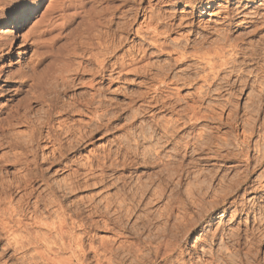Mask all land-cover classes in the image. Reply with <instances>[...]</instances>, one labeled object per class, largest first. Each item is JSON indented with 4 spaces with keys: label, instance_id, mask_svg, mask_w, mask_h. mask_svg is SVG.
I'll list each match as a JSON object with an SVG mask.
<instances>
[{
    "label": "bare ground",
    "instance_id": "bare-ground-1",
    "mask_svg": "<svg viewBox=\"0 0 264 264\" xmlns=\"http://www.w3.org/2000/svg\"><path fill=\"white\" fill-rule=\"evenodd\" d=\"M153 1L120 0L110 9L100 7L102 0H51L41 20L27 32L26 56L17 58L16 67L11 64L14 59L0 66V146L13 149L10 156H0V253L12 250L9 258L20 255L15 264H251V258L258 260L257 248L264 245V205L259 202L264 198L258 193L251 203L241 199L237 203V192H254L257 182V190L264 191V0ZM35 2L0 0V25L14 16L11 6L20 7L24 15V8ZM211 10L218 11H214L218 20L195 21V12ZM72 20L75 29L70 27ZM131 33L138 36L136 41H129ZM12 39L9 33L0 35V59ZM151 48L164 59L150 61ZM84 74L89 75L88 81L83 80L94 93L78 99L75 85L85 83ZM114 75L144 77L152 83L144 84L149 88L143 94H153L141 112L154 110L153 120L139 125L131 137L133 144L85 157L75 168L74 160L66 162V157L91 142L104 123L93 127L90 119L83 126L75 125L72 115L77 106L106 109V83ZM185 89L189 93L182 96ZM159 111H168L171 118H156ZM213 158L234 162L231 167L241 171L228 183L221 176L223 182L190 201L191 189H185L188 179L203 169L198 162ZM64 159L68 174L61 184L46 171ZM132 168L143 172L123 178L120 189L103 200L85 206L65 203L81 180L97 179L108 189L115 182L107 185L108 172ZM162 200L166 201L161 212L157 204ZM191 204L196 207L195 219L187 212ZM227 205H236L238 214L252 215L245 229L235 226L226 239L220 236L225 250L230 241L246 246L239 262L219 248L208 254L201 246V254L191 253L201 241L203 223ZM176 208H181L178 218V212L173 216ZM99 231L111 235L99 237ZM259 254L264 261V252Z\"/></svg>",
    "mask_w": 264,
    "mask_h": 264
},
{
    "label": "rangeland",
    "instance_id": "rangeland-1",
    "mask_svg": "<svg viewBox=\"0 0 264 264\" xmlns=\"http://www.w3.org/2000/svg\"><path fill=\"white\" fill-rule=\"evenodd\" d=\"M50 1L49 0H42V2L40 3V0H36L35 4H33V6L29 5L26 8H24V10H25L24 15L21 13V11H19V9H20L19 6H18L19 8H16V9H15V7L11 6V9L13 11H15L14 12V16L12 17L11 21L7 25H2V26L0 25V35L4 34V33L5 34L9 33V35H13V39H12V43L9 46V48H7L4 51V55L3 56H5V57L3 59H0V66L2 64L8 65L10 63L9 61H11L12 59H14V60L11 61V64L13 66H15L16 62L18 61V59H22V58H24L26 56V54L23 55V52H25L26 49L28 48V43H29L28 42L29 41V39H28L29 36H27V34L29 33L28 30H30L33 27V25L38 21V19L41 18L42 12L47 8V6L49 5ZM99 1L101 2V0H99ZM146 1L147 0H145L144 4L147 3ZM114 2L115 3L116 2L119 3L120 0H115V1L114 0H112V1L111 0H108V1L107 0L103 1L102 0V2H101L102 6L100 5V7H103L104 5H106L105 6L106 8H108L107 6H110L109 8L111 9V7H113V5H117V3L115 4ZM153 2H157V0H155ZM119 4H121V2ZM45 5H47V6H45ZM1 7H2V5H1ZM1 7H0V10L2 9ZM117 7H120V5H118ZM120 8H122V7H120ZM176 9H177V11L179 13L180 9H182V5L176 7ZM120 10H122V9H120ZM216 10H214V11H216ZM214 11L211 10V11H208V12H205V13H202V14L200 12H195V21L196 22L197 21H200V22L209 21L211 23L215 22L216 19L218 20L217 13H218L219 9H218V11H216L217 13H215ZM118 14H117V16H118ZM118 17H121V15L119 14ZM40 20L41 19H39V21ZM120 20H122V19H120ZM17 22H19V23H17ZM57 22L60 23L61 21L59 20ZM70 27L75 29V20H72V22L70 23ZM2 30H4V31L6 30V32H4V31L2 32ZM171 37L172 38L174 37L173 39L170 38L171 40L174 41L176 39L177 35L173 34V35H171ZM130 38H132V39L135 38V41H136V39H138V36L137 35L134 36V33L133 34L131 33V35L129 37V41L131 42L132 39L130 40ZM150 51L153 53V54L151 53V58L149 59L150 61H153V60L160 61L161 59H164V57H165L164 55H160L159 52H156V50L154 48H151ZM88 76L89 75L84 74V77H82L81 80L83 82L88 81V79H89V78H87ZM115 76L116 75H114L113 78L109 79L110 82L107 81L108 83H106V84H108V87L106 85L108 93L106 92L107 93V95H106L107 97H105L106 100H107L106 101L107 102L106 103V109H98L97 108L98 110H94V109L92 110V109H88V108H83V106H77L75 108V113H73V115H72V116H74L72 119L75 120V125H78V123L79 124L82 123L81 125L83 126L84 124L89 122L90 119H91V121L93 120V124H95V125H93V127L97 126V123H98V126L100 124L104 123L103 124L104 127L100 128L99 131L97 130V131L94 132L93 137L90 139L91 142H89L88 144L87 143L84 144L83 148H81L80 150H78L75 153L70 154L71 156L68 155L69 157L68 156L66 157V162L68 160H74V163H73L74 166L73 167H75V168L77 166L81 167L82 162H84L86 158L93 157V155L94 156L95 155L101 156V155H103V154H105L107 152H115V150H117V148L120 150L121 147L122 146L123 147L126 146L127 143L133 144V141H132L131 137H132V134L135 131L136 132L138 131L139 125L141 123L146 122V121H149V120L152 121L153 120V118H152V116H150V114L154 110H151L150 112L146 111V113L141 112L142 107L147 103V101L149 100L148 98H150V96L153 94V93H150L148 95L143 94L144 91H146V88H149L147 86L145 88L144 84L145 85H148V84L151 85L152 83L150 81H148V79H146L144 77L137 78L136 76L128 75V76H125L123 78H115ZM77 83H79V82H77ZM85 83H82L83 84L82 86H80V84H78V85L76 84L75 85V92H76L75 96L77 98L80 97L78 99H83L82 97H85L87 92L89 93V94L87 93V95H86L87 97H89L91 95V93H94L93 92L94 90L91 89L90 85L87 86L88 82L86 83V85H85ZM79 91H81V92H79ZM82 91L85 94H83ZM182 91L183 90L180 91V94H181ZM78 93H80V94H78ZM188 93H189L188 90L186 91V89H185L182 92V94H184L182 96H186ZM244 97H245V95L243 96V99L241 100V104L244 101ZM77 98H75V99H77ZM101 114H103L102 117L99 116ZM170 114H169L168 111H159L158 113H156V118L157 117H159L161 119H165V118H169V117L171 118ZM99 117L102 118V119L101 120L98 119ZM70 122L71 121L69 120V123ZM19 130H22L20 132H24L25 128H22V129L19 128ZM25 132H27V131H25ZM1 145H4V144H1ZM5 146H6V144H5ZM5 146H3V147L0 146L1 147L0 148V156L4 155V154H6V156H8V155L10 156L11 151H13V149L11 150L10 148H8V146H6V147ZM16 151H18V149L14 150V152H16ZM14 152H12V153H14ZM197 156L195 157L197 159H199L201 157V155L200 156L197 155ZM189 159L187 161H189ZM197 159H194V160L196 161ZM222 160L223 159L213 158V159H208L206 161H201V163L198 162V164L203 169L200 170L198 172V174L197 173H193L194 175L191 174V177L193 179L192 178L188 179V183H190V184L187 183L188 184L186 186L187 188H185L187 192L189 191V189H191L190 196L192 195L193 198L192 197L190 198V196H189L190 201H192L193 199L195 200L197 194H201L202 193L201 191H203V190L205 191L206 189L208 190L209 189L208 187L217 186V184L219 183L218 181L222 180L223 177H224L223 178L224 180L227 179V180H225L226 182H224V183H228L229 180H233L235 177H237V175L241 171L240 168L238 169L236 167L237 168V170H236L235 167H231V165L234 164V162L225 161V160L222 161ZM66 162H65V159H64L62 161V163L59 166H57V167L50 168L51 166L50 167L47 166L49 168L47 169L46 173L48 174V176L50 178H52L51 180H53V179L55 181L58 180L57 182H60L61 184H63L62 181L67 182L66 180H67L68 171L65 170V168L63 167V165ZM210 170L211 171L213 170L212 171L213 173H210ZM82 171L83 170L80 169V172H82ZM215 171H216V173H215ZM142 172H143L142 169H134V168H132L130 170H125V171L124 170H120V171H117L115 173L114 172H108L110 177L109 176L106 177V180H108L107 181L108 184L107 183L106 184L109 185L113 181H115V182H113L114 185L111 184L113 187L109 185L110 188L108 187V189H107V187H105V184L103 185L104 186V188H103V186H102L103 182H100V181L98 182L97 179H94V180L90 179V180H85V181H83L84 180L83 179V180L80 181L82 184L79 183L82 186L77 184L78 188H77V186H75V188H72L71 193L66 195L65 203L67 204V202H68V204H72V205L74 204L75 206H77V205L78 206H85V205L89 204L90 202L103 200V198H101V197H103V196L107 197V194H108V196H110V194L112 195V193L116 192L115 188L120 189V186H121L120 183L122 184V179L123 178H126V179L129 180V179H132L131 177H135V176L137 177ZM200 172H201V174H199ZM236 172H237V175L235 176ZM202 173H203V175H202ZM208 174L210 176L212 175V178ZM215 174H216V176H215ZM223 175H225V176H223ZM253 175L250 177L251 180H253V178H255V176H256V174H253ZM221 176H222V178H221ZM196 177H198V178H196ZM207 178H211V179H207ZM216 178H217V180H216ZM219 178H221V179H219ZM116 179L117 180L120 179V181L118 180L119 181L118 182ZM200 179H202V180L200 181ZM205 180H207V181H205ZM224 180H222V182ZM83 182H84V184H83ZM205 182H206V185H205ZM207 182L209 183V185L207 184ZM262 182H264V180ZM93 183H94V185H93ZM99 183H101V184H99ZM198 183H200V184H198ZM257 183H255V186L253 187V188H256V190H257V186H258ZM116 185L118 187H116ZM189 185H190V187H189ZM191 185H193V186H191ZM194 185H196V186H194ZM202 185H205V187L204 186L202 187ZM197 186H198V188H197ZM200 186H201V188H200ZM183 187H185V185ZM183 187H181V188H183ZM242 190L243 189H240L237 192V196L239 197L237 203L239 202L240 199H241L242 202L247 200L246 201L247 203H251L250 198H252L255 194H258V193H260L263 196V198H264V191L261 190L260 188L258 189L260 191L257 190V193L255 192L256 191L255 189L253 190L254 192H251L250 191L251 189H249V191L246 192V193H243ZM240 194H242V195L240 196ZM230 200L231 199H229V201ZM165 201L162 200V201H160V203L157 204L160 207V210H159V208H157L158 206L153 207L154 209L156 208L157 214H158L159 211L162 212V210H163L162 208L164 207L163 202H165ZM241 201H240V203H241ZM255 202H257V201H255ZM259 203H260V205L263 206L264 205V199L262 200V198H261V201ZM249 205H251V204H249ZM227 206H229V205H227ZM190 207L191 208H189L187 210L188 215L190 216L191 213H192V215L195 216V214H196L195 205L191 204ZM179 209L181 210V208H176L175 212H173V216L176 215V214L178 215V213H179V215L176 216V218L180 217L181 211L180 212L177 211ZM160 218L163 219V216H160ZM195 218H196V216L194 217V219ZM250 220H252V215L249 216L248 213L246 215V211L245 212H241L240 214H238V211L236 209V205H234V206L232 205V206L227 207V209L225 211H222V208L218 209L211 217H209L207 219L206 223H203V226H204L203 227V231H201V233L199 232L200 233V237H201L199 239L201 241H198V245H197L198 247L196 246L195 249L193 248L194 250H191V253L195 254L193 251H195V252L198 251V252H196V255L198 256L199 254H201V251H203L204 248L206 250H208V254H209V251L216 252L215 250H218V248H219V249H221L219 251H221L223 253H226V252L229 253V255L227 253L225 254L226 257L232 258L233 260L235 259V261L237 260V263H238L239 262L238 259H239L240 255L242 253H243L242 255H244L245 251H247L246 250V246L245 245H243V246L241 245V246L237 247V245H232V241H230L231 243L230 242H229L230 244L227 243L228 244V245H226L227 249L225 250L226 247H224L223 246L224 244L222 245V243H221L223 241L222 238L226 239V237H227L226 233H228V232H230L232 230H235V228L239 227L238 228L239 230L240 229H242V230L245 229L247 227V225L249 224ZM212 231H213V233H212ZM214 232L215 233L217 232L218 234L217 233L216 234L218 236L216 235V239L211 241L210 238H211L212 234H215ZM92 233H94V230L92 231ZM97 233H98V236L100 234L102 237L104 235L105 236H110L111 235V233L102 232V231H99ZM221 233H222V235H221ZM256 235H260V233L257 232ZM101 236H99V237H101ZM220 236L222 237L221 239H220ZM203 239H205V240H203ZM195 240L196 239H194V241ZM230 245H231V248L229 247ZM201 246H202L203 249L201 248ZM221 246H223V247L221 248ZM233 246H236V248L238 250L235 249V247H233ZM263 246L264 245H260L257 248L258 251H257V255L255 257V260H257V259L258 260L255 262L254 259L251 258L252 261L251 260L249 261V262H252L251 264H254V263L255 264L256 263L263 264L262 262H264V261L262 260L263 258L261 257L262 254H259L260 252H264V247ZM222 249H224L225 251L222 250ZM199 250H200V252H199ZM212 250H214V251H212ZM234 251H237V252H234ZM11 253H12V250L6 252L5 255H3V254L1 255V253H0V264H15L16 259L19 258L20 255H14V258H9ZM238 253H239V255H238ZM196 255H195V258H196ZM230 255H232V257H230ZM232 259H230V260H232ZM232 262H234V261H232Z\"/></svg>",
    "mask_w": 264,
    "mask_h": 264
}]
</instances>
